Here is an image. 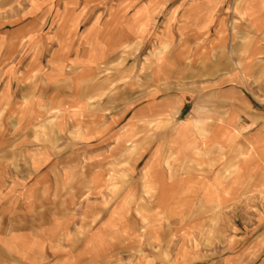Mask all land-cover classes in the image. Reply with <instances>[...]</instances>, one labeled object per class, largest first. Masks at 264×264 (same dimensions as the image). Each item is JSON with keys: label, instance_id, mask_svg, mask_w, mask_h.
I'll list each match as a JSON object with an SVG mask.
<instances>
[{"label": "rangeland", "instance_id": "374dc122", "mask_svg": "<svg viewBox=\"0 0 264 264\" xmlns=\"http://www.w3.org/2000/svg\"><path fill=\"white\" fill-rule=\"evenodd\" d=\"M108 48L114 60L96 64L91 78L102 83L101 98H115L127 87L133 112L159 99L165 113L148 120L134 116L127 149L121 126L109 125L108 134L99 136L108 138L100 151L107 156L44 159L43 165L64 166L62 174L48 175L52 180L69 188L95 181L102 198L122 197L125 181L132 183L136 204L118 207L116 221L109 222L114 207L106 205L100 216L83 222L85 234L101 230L108 248L98 264H264V142L221 151L217 164L230 154L236 159L226 166L229 177L235 171L256 177L230 182L232 196L223 204H197L173 190L174 176L191 165L188 157H175L173 140L188 113L186 108L177 116L176 97L187 89L190 80L182 76L189 71L212 68L223 75L229 101L238 103L236 94L247 98L264 139V0H0V183L39 179L30 170L37 164L29 156L34 144L59 154L77 146L75 129L58 127L62 112L46 111L36 99L46 86L73 91L88 79L71 73ZM194 53L208 59L190 61ZM68 121L75 126L78 118ZM57 135L67 141L54 142ZM212 153L202 168H212ZM147 165L151 173H145Z\"/></svg>", "mask_w": 264, "mask_h": 264}, {"label": "crops", "instance_id": "0c3cea01", "mask_svg": "<svg viewBox=\"0 0 264 264\" xmlns=\"http://www.w3.org/2000/svg\"><path fill=\"white\" fill-rule=\"evenodd\" d=\"M114 53V49L108 48L103 53L90 54L87 60L84 59L86 63L80 61L83 64L70 76L88 80L77 81L78 85L73 91L74 87L66 88V91H54V88L46 86L44 96L36 99L42 102V109L62 112L58 127L66 128V131L75 129V133L80 136L79 143L76 142L77 146L66 154L48 153L47 146L42 149L34 144L32 147L37 149L31 148L29 156L37 158L34 163L38 165L31 166L30 170L41 175L39 179L32 182L0 183V264H98L101 254L106 253L108 248L101 242L100 229H94L88 234L82 231L84 220L100 216L104 210L102 207L108 205L114 207L109 212V222H113L121 215L118 207L136 204L132 197V183L128 181H125L123 192L120 193L124 196L117 197L111 193L108 198H102L97 196L100 194L99 183L93 181L69 188L70 184L59 182L56 178L54 181L48 176L62 174L65 172L64 166L43 165L46 163L44 159L50 157L107 156L100 151L101 143L108 138L99 136L108 132L109 125L121 126L119 138L125 142L124 148L127 149V143L133 141L129 131L134 116L148 120L151 116L158 117L165 113L163 100L159 99L145 101L133 112V94L127 87L120 89L115 98H101L102 83L91 78L95 65L114 60ZM202 55L190 54V61H206L208 58L200 57ZM186 77L190 80L189 84L187 89L178 90L176 103L178 117L185 115L186 108L188 113L178 121L173 140L176 143L175 157L180 161L188 157L191 165L188 172H179L174 176L173 190L179 197L194 200L197 204H223L225 199L232 196L230 182L254 181L256 177L246 176L250 171H235L229 177L226 166L237 164L231 154L226 157L224 164L216 162L220 161L221 151L227 153L232 147L235 149L232 151L236 152L245 143H249V149H253L255 145L264 142L259 115L242 94L235 95L238 103L230 102V91L223 86V75H217L212 68L189 71L186 76H182L183 79ZM186 93L193 95L188 97L189 101ZM72 116L78 118L75 126L68 121ZM65 118H68L67 122L63 121ZM229 126L237 127L238 133ZM59 131L62 132L61 129ZM53 138L56 143L67 141L61 135ZM159 140L158 137L156 141ZM110 150L108 156L112 157ZM122 151L118 150V153ZM210 152H213L210 158L212 168L204 169L203 159ZM143 169L145 173L152 172L148 165ZM125 173L129 174L131 170ZM88 191H91L92 197L80 196Z\"/></svg>", "mask_w": 264, "mask_h": 264}]
</instances>
